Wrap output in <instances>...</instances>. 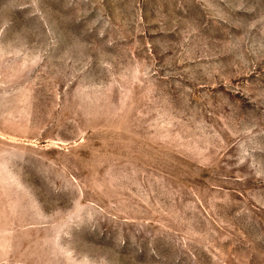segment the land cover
<instances>
[{
  "label": "rangeland",
  "instance_id": "obj_1",
  "mask_svg": "<svg viewBox=\"0 0 264 264\" xmlns=\"http://www.w3.org/2000/svg\"><path fill=\"white\" fill-rule=\"evenodd\" d=\"M0 264H264V0H0Z\"/></svg>",
  "mask_w": 264,
  "mask_h": 264
}]
</instances>
